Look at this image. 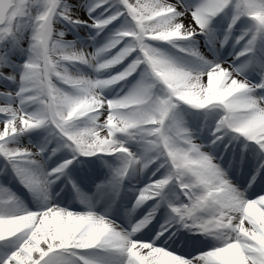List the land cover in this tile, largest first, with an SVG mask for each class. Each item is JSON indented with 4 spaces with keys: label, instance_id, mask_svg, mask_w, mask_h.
Masks as SVG:
<instances>
[{
    "label": "snow or ice",
    "instance_id": "1",
    "mask_svg": "<svg viewBox=\"0 0 264 264\" xmlns=\"http://www.w3.org/2000/svg\"><path fill=\"white\" fill-rule=\"evenodd\" d=\"M0 264H264V0H0Z\"/></svg>",
    "mask_w": 264,
    "mask_h": 264
}]
</instances>
